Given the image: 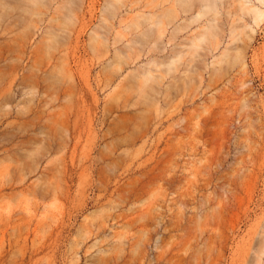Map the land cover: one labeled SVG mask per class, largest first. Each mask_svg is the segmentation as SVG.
Masks as SVG:
<instances>
[{"label": "rangeland", "instance_id": "obj_1", "mask_svg": "<svg viewBox=\"0 0 264 264\" xmlns=\"http://www.w3.org/2000/svg\"><path fill=\"white\" fill-rule=\"evenodd\" d=\"M179 4L0 0V264H257L264 0Z\"/></svg>", "mask_w": 264, "mask_h": 264}, {"label": "bare ground", "instance_id": "obj_2", "mask_svg": "<svg viewBox=\"0 0 264 264\" xmlns=\"http://www.w3.org/2000/svg\"><path fill=\"white\" fill-rule=\"evenodd\" d=\"M196 1H198L200 3L198 8H197V5H195ZM217 1L218 0H180V4H179L180 8L173 7L171 9H164V10L168 13V15H169V12H172L171 14H173V13L176 14L174 17L177 18V16H178V18H179V19H177L178 20L177 23H196V22L201 21L204 17H206V15L208 13H210L213 10L216 9ZM252 11L254 12L256 18H261L263 16V12H262V10L260 8H257V7L252 8ZM191 12H193L194 14H192ZM163 13L165 15H167V13H165V12H163ZM178 13H180V15L181 14L191 13L193 16L192 17H188L186 20H183V17L181 18V16L178 15ZM164 14L161 13V14H158V16H161V15L163 16ZM155 16H157V14ZM169 17H170V15H169ZM173 23H176V22H173ZM208 23H213V22L210 20V21H208ZM158 25H160V24H158ZM181 28H182V26L178 27V29H181ZM154 31H152L151 34H154L153 33ZM208 31H209V29H208ZM156 34H158V31L156 32ZM212 35L213 34L211 32L208 33L207 35H205L203 37V40H208V41L211 40L212 39ZM156 38H157V36H156ZM158 38H159L158 39L159 41L162 40V38H163V28H162L161 32L159 33ZM155 43L157 44V40H156ZM195 43H197V42L195 41ZM260 251H261V253H260L259 257H258L257 264H262V253L264 251L263 248H261Z\"/></svg>", "mask_w": 264, "mask_h": 264}]
</instances>
